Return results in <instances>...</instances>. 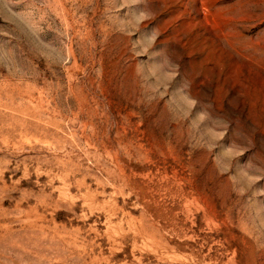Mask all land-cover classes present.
I'll return each mask as SVG.
<instances>
[{
	"label": "rangeland",
	"instance_id": "374dc122",
	"mask_svg": "<svg viewBox=\"0 0 264 264\" xmlns=\"http://www.w3.org/2000/svg\"><path fill=\"white\" fill-rule=\"evenodd\" d=\"M0 264H264V0H0Z\"/></svg>",
	"mask_w": 264,
	"mask_h": 264
}]
</instances>
